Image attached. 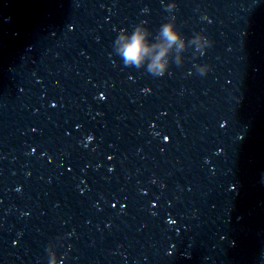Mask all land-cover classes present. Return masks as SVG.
I'll return each mask as SVG.
<instances>
[{
  "label": "water",
  "instance_id": "water-1",
  "mask_svg": "<svg viewBox=\"0 0 264 264\" xmlns=\"http://www.w3.org/2000/svg\"><path fill=\"white\" fill-rule=\"evenodd\" d=\"M0 264H264V0H0Z\"/></svg>",
  "mask_w": 264,
  "mask_h": 264
},
{
  "label": "clouds",
  "instance_id": "clouds-1",
  "mask_svg": "<svg viewBox=\"0 0 264 264\" xmlns=\"http://www.w3.org/2000/svg\"><path fill=\"white\" fill-rule=\"evenodd\" d=\"M148 9H144V12H147ZM126 30H121L116 42L119 40L128 39L124 33ZM150 35V30L145 27L144 23L135 26L134 30L131 33L130 40L123 45L122 48H114L116 55L120 56L123 60V63L127 67H135L136 69H141L143 67V61L145 57L149 53V47L145 42V37ZM162 35L165 40L171 46L172 44H177L179 42V49L184 50V41L187 40L189 45L193 43L194 40H202L206 49L212 46V41L209 40L203 34L196 33L193 35L191 39H187L184 37L179 31L176 30L175 25V16L170 18V21L164 23L160 26L157 35L155 38H159ZM166 51H161L151 62L146 71L155 77H163L165 73L169 71V67L165 63H161L162 57H164ZM177 66H181V63L177 61H173ZM195 67V65H194ZM210 71V67L207 65H203V67L199 68L198 73L201 76L207 75Z\"/></svg>",
  "mask_w": 264,
  "mask_h": 264
}]
</instances>
